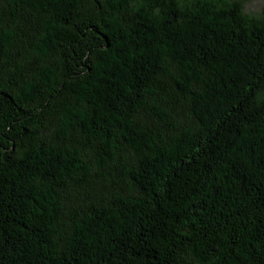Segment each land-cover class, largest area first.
I'll return each instance as SVG.
<instances>
[{"label": "trees", "instance_id": "obj_1", "mask_svg": "<svg viewBox=\"0 0 264 264\" xmlns=\"http://www.w3.org/2000/svg\"><path fill=\"white\" fill-rule=\"evenodd\" d=\"M0 264H264V14L0 0Z\"/></svg>", "mask_w": 264, "mask_h": 264}, {"label": "rangeland", "instance_id": "obj_2", "mask_svg": "<svg viewBox=\"0 0 264 264\" xmlns=\"http://www.w3.org/2000/svg\"><path fill=\"white\" fill-rule=\"evenodd\" d=\"M245 11L253 15L264 14V0H241Z\"/></svg>", "mask_w": 264, "mask_h": 264}]
</instances>
